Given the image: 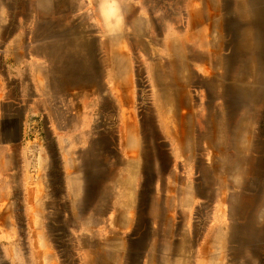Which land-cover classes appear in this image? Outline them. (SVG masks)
Segmentation results:
<instances>
[{
  "label": "rangeland",
  "instance_id": "374dc122",
  "mask_svg": "<svg viewBox=\"0 0 264 264\" xmlns=\"http://www.w3.org/2000/svg\"><path fill=\"white\" fill-rule=\"evenodd\" d=\"M24 1L13 0V9L10 12H6V4L2 1L3 12L0 13V20H17L18 17H21L22 14L14 12V8L19 7ZM119 1L122 17V35H120L122 43L115 47V53L117 57L122 56V53H124L131 58L129 62L132 70L131 78L129 79L130 84H132L130 96H134L135 100L138 101V111L143 118V124L146 125L147 141L149 140L151 145H156L155 152H157V155L159 154L158 159H160L157 162V155L152 153L148 156L146 162V164L154 166V170L157 169L155 173L149 167L146 174L147 186H155L152 189L150 187L147 188V204L145 206L147 217L154 218V216H157L159 220H165L166 217L174 219L172 222H167L169 229L172 224L173 230H168L162 236L154 238L149 235L150 232L147 230V234H142L138 239L136 236L124 239L123 248L126 252L128 250V253L125 254L126 259L128 258L129 260L130 258L132 262H141L147 257L148 260L156 259L161 264H264V214L261 215L262 219L257 218L261 208L264 206V98H260V92H264V82L259 83L261 90L257 101L259 108L257 107V114L249 124V127L253 129L248 135L246 143L247 154H253L254 161L255 158H258V161L262 163V174L259 177L253 173L248 176L244 175L243 180L236 184L235 178L237 176L233 172L225 171L228 164L224 165V160L222 158L219 159L215 155L222 146V132L225 131L226 127L222 130V122L220 125L212 124L215 123V120L208 117L218 116V113H220V102L223 98H220L214 89L209 88L206 78H197V88L194 87L198 90V94H196V97H198L197 108L194 109L198 119V130L194 146L196 152H194V155H190L189 164L181 163L182 157L175 153L171 146L169 148L164 134L160 133L158 125L155 124L156 120L154 118L156 115L152 107L151 78L148 76L150 62L146 58L150 49H158L160 52L158 54L159 58L164 55L165 45H154L151 42L161 41L170 34L171 29L166 30V26L167 21L171 18H175L174 21L182 25L177 33L174 32V35L182 37L185 42H188L186 38L193 35V31L198 36L201 30H194L187 26L190 23H188L190 13H187V4L192 0ZM215 1L218 4H222V0ZM83 4L86 7L84 8V16L87 17L84 21L90 26L92 25L94 34H97L100 74L98 77H93V80L88 79L87 83L84 82L81 85L72 83L61 86V90H64L65 94L70 93L67 90H80L90 87L89 83L91 81L94 86H106L105 71H101L102 66L105 64L102 59L103 50L105 49L102 42L104 44L106 42L113 44L111 43L113 40L110 36L107 37L109 34L105 24L106 15L104 13L103 0H83ZM196 9L198 11L196 14L200 16L199 8ZM218 9L220 13L214 20L219 18L221 27L218 24L213 25V19H210V23H206V25L209 24V27L205 29L206 32H210L209 37L213 36L216 38L215 41H210V44L207 45L199 44L196 41V45H194L196 55L207 60L210 59L208 51L215 50L220 51L222 54H233L234 45L231 39L234 41L235 38H240L237 35L244 26L242 22L241 29L239 28L238 24L240 23L236 24L238 21L235 17L236 14L230 10L232 11L231 18L233 20L230 25L228 22L229 28H224L223 20H225L224 16L226 13L223 9L225 8L220 6ZM201 12V15H204L202 7ZM205 21L206 17L202 23ZM250 26L248 24V27L252 29ZM233 28H236V30L233 31ZM252 30L256 31L254 28ZM66 34L68 37V33L59 31L58 35L66 36ZM235 43H237L236 40ZM161 48L163 51H161ZM93 49H95L94 46L91 51ZM244 50L247 52L244 54V58L246 57L244 63L250 65L254 55H251L250 47L244 46ZM1 51L3 50L0 49V65L3 58ZM255 58L256 56H254ZM118 59L115 60L118 63L117 67L123 70L126 67V63L120 60L119 57ZM197 66L201 70L198 71L200 76H205L208 68ZM238 66L239 62L237 63V70ZM214 70L213 66L210 71ZM215 73L218 76L221 70L216 69ZM243 78L241 77V79ZM65 79L69 80L68 78ZM126 79V76H119L117 80L123 82ZM75 80H78V78H75ZM245 82L246 80L243 79V83ZM189 88L193 87L189 86ZM86 94L82 93L81 95L85 97ZM55 96L52 108L59 106L58 108L63 107L62 109L64 110L69 104L67 96L66 98L65 95L61 98L60 94ZM101 100L103 102L102 108H99V106V110L89 111L88 114L83 113L82 118L72 112L69 117L75 121L65 117V114L57 119L52 117L45 120L30 116L25 120L22 126L24 140L21 144L22 154L24 155V171L19 176L20 185H23L24 189L20 188L18 190L16 188L15 193L12 195L14 200L9 199L5 204H0V218L3 217V208L5 206L9 207V212L11 213L16 211L19 218L18 222L16 219L13 220L15 229L12 230L10 226L5 227L10 230H8V233L11 234L9 244L16 247V249L21 251V245L24 244L28 250L33 240V238H30L32 231H30L31 229L27 223L29 222V214L32 212V204L38 196L40 197L39 202H41L38 209L41 212V230L46 242L53 246L52 237L49 238L50 233L48 232L51 224L48 220L50 213L60 211L61 214L65 212L66 214H73V216L75 214H87L90 212L91 204H84V194L87 191L84 186H87V184L91 185L93 180L107 181L110 175H118L117 173L109 174L105 171L106 169H101L99 173L93 172L96 165L102 168V166L106 167L108 164L117 169L121 164L120 160L122 162V159L119 156L117 157L118 154L115 147L117 144L115 132L120 116L119 106L111 93L110 95L107 92L104 93V98ZM247 105L250 107L247 106L244 109L243 115L253 116L250 111L252 105ZM221 107H224L223 104ZM107 108L108 110H106ZM83 110L85 112V109ZM55 120H59L61 126L54 124ZM60 127L63 129L61 133ZM75 130L77 131L75 132ZM111 136L112 138L114 136L113 153L115 157H108V154H106L107 148L111 145ZM209 146L212 149H209ZM259 149L261 151L257 155ZM75 167L77 168L76 173L73 171ZM220 169L221 171H219ZM119 178H110V181ZM255 178L259 179L256 193L253 191L256 197L251 192L252 184L250 183ZM206 181H210V184L213 183V189H204L203 184L202 187L199 186L200 182L205 183ZM181 186H184V189ZM156 187L157 195L160 198L162 197V199L166 193L169 197H173L179 192H184L185 194L194 192V203H191L189 207L181 206L179 211L175 210L166 217L163 216L165 218H161V214L163 215L166 209L163 207V210H161L160 204L163 201L159 198L160 210L155 211V215L152 214L151 217L149 203L156 195ZM200 193L204 199L199 198L198 194ZM241 193L244 198L245 196L253 195L247 200L249 207L251 204H253V207L249 208L251 212L246 214L243 220L242 214L239 218V213L234 211L235 208L237 209V200ZM59 199L63 200L61 204L58 203ZM88 201H90L89 198ZM233 212L236 214V219H238L234 221V224L233 217H231L232 214L230 215ZM164 220L159 222L165 224L166 221ZM236 222L239 226L238 233L241 232L243 234L244 228H246L244 235L249 233L245 239H240L239 244L235 240L230 241V236L233 233L235 234ZM243 222L245 223L244 227L241 225ZM17 225L20 227L19 230ZM67 225L69 226V222H67ZM250 226L252 227L251 229L249 228ZM58 228L57 224H51L50 226V229ZM66 234H70V232L66 231ZM217 234L226 236L225 246H223L221 252L216 246H213V241ZM146 240L147 244L150 242H153L152 246L156 244L153 246L154 249H157L155 252H144L147 248L148 250L153 249L152 247L149 248L150 246H145L143 242ZM138 242L141 244L138 245ZM239 247L245 254H236ZM249 254L251 255L250 257ZM244 255L249 257L247 263H241ZM216 257H220V263L217 261L212 263ZM189 258H191V261H187Z\"/></svg>",
  "mask_w": 264,
  "mask_h": 264
},
{
  "label": "crops",
  "instance_id": "0c3cea01",
  "mask_svg": "<svg viewBox=\"0 0 264 264\" xmlns=\"http://www.w3.org/2000/svg\"><path fill=\"white\" fill-rule=\"evenodd\" d=\"M2 1L4 0H0V13L3 12ZM191 2L187 4V13L192 14V16L189 15L188 23H190L187 26L195 29L194 9L197 5L201 14V2L193 0ZM191 5L193 10H191ZM84 8L86 7H84L83 0H25L19 7L14 8V12L22 14L21 17L17 20H0V49L3 50L0 65V204L13 199L12 195L16 188L24 189L23 185H20L19 176L24 171L21 144L24 140L22 126L25 120L30 116L45 120L52 117L57 119L64 114L65 117L74 120L69 117L72 112L82 118L83 113L88 114L89 111L99 110V106L102 108L101 99L104 98L106 92L109 95L112 94L120 109L119 123L115 132L117 136L115 147L117 157L122 159V165L117 169L108 164L102 168L95 166L93 172L99 173L101 169H106L107 173L118 175H110L107 181L93 180L91 185L85 186L87 196L84 204H91L90 212L74 216L65 212L61 214L60 211L50 213L48 220L51 224H57L59 228L50 229L51 224L49 225V238L52 237L51 242L54 245L50 246L44 238L45 250L40 248L37 243L39 242L37 233L32 230H30L32 236L30 237L29 234V237L33 240L28 250L24 244L21 245V251L11 246L9 244L11 234L4 225L5 216L0 218V264H161L155 258V260H148L146 255V259L141 262L126 259L125 254L128 250L126 252L123 248L124 239L131 236H136L138 239L142 234L146 235L147 230L154 238L162 236L168 230L172 231V224L169 229L167 222H172L174 219L166 216L175 210L179 211L180 204H184L182 199L185 196L190 197L184 192L177 198L169 197L166 193L162 199L157 195L156 187V195L149 203V212L151 211L152 217L155 211L160 210V207L163 210L164 207L166 212L161 214V218L166 217V219L159 220L157 216L147 217L145 206L147 188L150 186H147L146 174L149 167L155 173L157 169L154 170V166L146 162L152 153L157 155L155 152L157 147L155 144L151 145L149 140L147 146L142 145L143 137H147L146 125L143 124V118L138 111V101L134 96H130L132 89L129 80L131 78L130 56L124 53L118 56L126 63L123 70L118 68V63L115 61L118 57L114 44L102 42L105 47L102 58L105 64L101 71H105L106 86H94L91 81L90 87L67 90L70 93L66 94L64 90H61V86L72 83L81 85L100 74L97 34H94L93 26L84 21L87 18L84 16ZM174 19L167 21L166 30L171 29L170 34L161 41L151 42L154 45H165L164 55L159 58V50L150 49L146 60L150 62L148 76L151 78L155 124L158 125L160 133L164 134L169 148L171 146L175 153L182 156L181 163L189 164L198 130V119L194 112L198 98L196 97L198 90L195 79L207 76V74L200 76L198 71L201 70L197 65L209 69L215 62L210 54H208L210 57L208 60L193 55L196 41L200 44L199 39H202L205 44L204 37L200 36V33L197 36L193 32V35L186 38L188 42H185L182 37L174 35V32L177 33L182 27ZM203 21L202 19L200 23ZM193 22H195L194 25ZM204 27L207 26L204 25ZM59 31L68 33V37L67 34L59 36ZM93 46L95 49L91 51ZM182 46L189 48L192 53L186 57L191 65L188 67L189 73L191 69L196 74L194 80L192 74L185 79L183 73H178L182 67H174L176 58L180 57V61L185 60L184 54L175 57L176 53H173H178ZM161 51H163L162 48ZM162 60L165 61L166 66H169L166 72L158 68V62ZM119 76H126V81L119 82L117 80ZM191 82H193V88H186L191 85ZM166 85L174 86V88L166 90ZM82 93L87 94L84 97ZM178 93L186 94L184 96L186 100H180ZM57 94H60L61 98L64 95L68 98L66 100L69 104L64 108L65 111L63 107L58 108L59 106L52 108V102L55 101ZM220 120L222 119L219 118V122ZM54 124L61 126L59 120H55ZM59 129L61 133L63 129L61 127ZM110 141L111 145L107 148L106 154L108 157H115L113 153L114 136L110 137ZM217 157L221 159L220 156ZM158 158L159 154L157 162L160 161ZM73 171L76 173L77 168L75 167ZM114 177L120 178L110 181V178ZM181 187L184 189V186ZM159 198L163 201L161 204ZM191 199V203H194V194ZM61 202L63 200L59 199L58 203L61 204ZM12 219L19 221L16 211L12 212ZM31 220L29 216L27 224L30 229ZM162 220L166 223L159 222ZM17 226L19 230L20 227ZM66 231L70 234H66ZM143 243L153 248L145 249V253L157 250L153 247L156 244L152 246L153 242L147 244L146 240ZM140 244L138 242V245Z\"/></svg>",
  "mask_w": 264,
  "mask_h": 264
},
{
  "label": "bare ground",
  "instance_id": "6f19581e",
  "mask_svg": "<svg viewBox=\"0 0 264 264\" xmlns=\"http://www.w3.org/2000/svg\"><path fill=\"white\" fill-rule=\"evenodd\" d=\"M194 2H201V0H193ZM6 4L7 11L12 10L13 0H4ZM112 2L113 0H103V8L104 13L106 15V28L107 33L109 34L110 38L113 40V44L116 47L117 45H120L122 43L121 40V30H122V17H121V5L119 0H115V7H116V14L121 18V24L119 28H112L110 27L109 21L112 19L113 16V9H112ZM192 3V2H191ZM203 4V5H202ZM223 4V5H222ZM222 4H218L215 0H202L201 7L204 11V15L198 16L196 13H198L196 8H199L197 5H195V13H194V21L196 22V28L201 31L199 33L200 36L204 37L205 44H210V41H215L216 38L213 36L209 37L210 32H206L205 29H208V25L206 23L209 22L210 19H213V25H219L221 27L219 18L217 20H214L220 13V10L218 9L220 6H223L225 9L223 11L226 13L224 16L225 20H223L224 28H229L230 22H232V16L231 12L234 11L236 14V19L238 20L236 24L239 25V28L241 29L242 22L244 23V26L238 33V39L235 38L237 43L234 44L235 40L231 42L234 45L233 46V54H222L220 51H208L210 55H212L215 64H212V66L207 69V76L206 83L208 84L210 89H214L215 92L219 94V97L223 98L221 100L220 105L224 107H220V113H218V116H210L208 118H212L216 121V125L222 126V130L225 131L222 132V146L220 147L219 151L216 152V156H220L224 160V165H227V168H225V171L227 172H233L237 177L235 178V183L239 182L240 180H243L244 175H252L255 174L257 177H259L262 174L261 171V165L262 163L258 161V158H255V161L253 159V154H247L246 151V143L248 141V135L252 132V127H249V124L251 123V120L255 117L257 114V107L259 108V105H257L259 92L261 91L259 88V83L264 82V0H222ZM235 8V10H234ZM191 10H193V7L191 5ZM200 10V8H199ZM232 10V11H230ZM200 12V11H199ZM193 13V12H192ZM208 13V14H207ZM211 13V15H210ZM224 13V14H225ZM191 14V13H190ZM192 16V14H191ZM206 21L204 23H200V21L203 19ZM193 22V25L195 24ZM211 22V23H212ZM229 22V25H228ZM256 23V25H255ZM248 24L251 25L252 29L256 30L255 32L248 27ZM206 25L207 27L203 28V26ZM194 29V30H195ZM85 30V29H84ZM236 28H233V31H235ZM232 31V32H233ZM195 32V31H193ZM257 37V39H256ZM201 41V44H203V40L199 39ZM229 40V37H228ZM207 42V44H206ZM228 44V41H227ZM229 45V44H228ZM244 46L251 48V55L256 56L254 59V56L250 61V65L248 63H244ZM181 48V47H180ZM174 56L177 57L179 54H184L185 60H179L180 57L176 58L174 62V67H182L179 69L180 71L178 73H183L184 78L188 79L189 75L193 77L196 76L191 69L189 73V68L191 65H189V61L187 59V55H190L189 48H185L182 46L181 50H178ZM193 55H196L195 52H193ZM239 59V61H238ZM256 60V61H255ZM239 62L238 70H237V63ZM192 64V62H191ZM214 66L215 72L216 69L221 70V73L217 76V73L214 71H210L211 68ZM169 66L165 65V61H159L158 62V68L162 71L166 72V68ZM130 67V72H131ZM132 74V72H131ZM241 77H244L243 79L246 80L245 83H243V79ZM192 80V81H193ZM197 80V77L195 81ZM189 86L193 87V82H191V85L186 86V88H189ZM181 88H185L184 86H180ZM174 88V86L166 85V90ZM260 98H264V92H260ZM178 96L180 100H186L184 99V96L186 94L178 93ZM249 105H252L250 111L253 116H244L243 111L246 109V107ZM250 107V106H248ZM219 118L222 119L219 122ZM252 125V124H251ZM197 134V132H196ZM209 135V134H208ZM196 141V135L194 140V146ZM144 144L147 146V137H143L142 145ZM209 149H212L211 146H209ZM148 150V149H147ZM261 150L259 149L257 152V155H259V152ZM144 152V150H143ZM194 152H196V149L193 148L192 154L194 155ZM182 157V156H181ZM257 161V162H256ZM120 165H122V162L120 160ZM255 170V171H254ZM135 179V178H134ZM240 181V182H241ZM259 179L255 178V180H252L250 183L252 184V191L255 192L257 190ZM202 184L204 186V189H213V183L210 184V181H206L205 183L200 182L199 186L202 187ZM86 186V185H85ZM84 186V188H85ZM40 192V191H39ZM253 192V194H254ZM256 193V192H255ZM185 194V193H184ZM194 194V192L187 193L185 195H190V197L183 198V203L180 204L182 207H189L191 205L192 199L191 196ZM182 196L181 192L173 195L174 198H177L179 196ZM195 195V194H194ZM256 197V194H254ZM87 196V191H85L84 198ZM199 198L201 197L204 199V197L201 196V193L198 194ZM253 195L245 196L241 193L237 200V209L235 208L234 211H237L240 215L242 214V220L245 217L246 214H249L250 207H253V204L249 207L248 201L250 197ZM171 199V198H170ZM172 200V199H171ZM40 197L38 196L34 203L32 204V212L29 214L30 218L32 219V228L31 230L37 233V239L39 242H37L40 246V248L45 250V241L43 237V233L41 230V212L38 210L39 206L41 204ZM5 206L3 208V217L5 216L4 225L10 226L11 229H15V223L12 219V213L9 212V207ZM221 212V210H220ZM232 214L231 217H233V224L236 219L235 213ZM262 214H264V206L261 208L257 218L262 219ZM1 225V224H0ZM242 227L245 226V223H241ZM240 225V226H241ZM238 223L235 224V234L233 233L232 236H230V241L235 240V242L238 244L240 243V239H245L248 234L244 235V232L246 231V228H244L243 234L238 233ZM252 228L251 226L249 227ZM225 235L217 234L215 237V240L213 241V246H216L217 249L221 252L223 246H225ZM236 254H245L242 252L240 247L236 251ZM251 255L249 254V257ZM247 255H244L241 263H247V260L249 258ZM47 259V257H46ZM187 261H191V258H189ZM214 261H217L218 263L221 262L220 257H216Z\"/></svg>",
  "mask_w": 264,
  "mask_h": 264
},
{
  "label": "clouds",
  "instance_id": "9594fccd",
  "mask_svg": "<svg viewBox=\"0 0 264 264\" xmlns=\"http://www.w3.org/2000/svg\"><path fill=\"white\" fill-rule=\"evenodd\" d=\"M111 6L113 9V16H112V19L109 21L110 27L119 28L121 24V18L116 14L115 0H113Z\"/></svg>",
  "mask_w": 264,
  "mask_h": 264
}]
</instances>
